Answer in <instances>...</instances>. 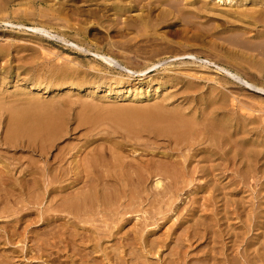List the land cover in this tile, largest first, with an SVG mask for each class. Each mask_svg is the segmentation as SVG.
<instances>
[{
	"label": "bare ground",
	"instance_id": "6f19581e",
	"mask_svg": "<svg viewBox=\"0 0 264 264\" xmlns=\"http://www.w3.org/2000/svg\"><path fill=\"white\" fill-rule=\"evenodd\" d=\"M211 2L221 8L207 7L208 3L202 0H0V24L20 28L33 23L35 27L29 28L39 40L56 38L52 35L55 32L62 37V42L72 39L75 49L109 67L121 65L100 48L90 49L87 40L93 27L106 32L116 29L121 37L134 31L148 33V66H153L148 70L162 62L171 67L182 66L179 71L169 68L165 71L173 74L174 87H183V94L187 95L192 87L184 78L200 79L204 75L195 69L184 70L186 64L180 61L199 63L202 70L206 63L199 62L200 53L192 54L181 45L166 47L163 35L158 36L159 40L150 38L165 28L181 26L188 19L184 18L185 12L194 10L196 17L189 19H195L204 29L211 27L208 35L225 46L217 49L214 43L206 41L207 36L201 31L195 35L197 38L191 36L200 44H207V49L216 54L214 57L210 53L206 59L215 58L214 64L221 63L235 72L232 76L240 86L253 90L250 96L264 94V0ZM18 5L25 8L20 10ZM187 37L183 40L188 47L191 37ZM5 42L4 48L0 46L1 58L12 52L18 55L19 48L23 47L11 38ZM35 46L41 56H49L51 51L37 43ZM25 49L32 52L31 48ZM51 55L59 58L55 53ZM57 62L45 72L43 69L25 71L22 81L31 83L41 95L65 92L61 96L66 97L87 91L88 97L97 93V76L101 71L94 70V66L69 67L66 59L59 58ZM137 72L126 71L130 77ZM210 80L218 87L207 99L182 100L176 107H170L167 99H162L134 115H123L124 110L120 108H113L121 112L118 114L100 107L99 103L80 102L81 118L76 129L68 128L70 134L90 126L85 130L91 135L102 122L116 124L121 133L115 134L123 140L112 142L108 134L109 142L104 139V144L82 153L75 152L71 145H67V150L58 147L68 133L65 127L69 119L65 117L64 107L52 106L53 103L41 106L36 104L39 100L25 108L14 107L11 106L14 101L5 104L0 96V228L3 231L0 264H32L44 257L47 260L42 264H147V256L148 264L151 258L158 259L154 264H264V222L260 223L250 213L242 223L245 214L238 207L232 210L226 204L219 209L208 207L214 193H235L237 187L243 190L246 186L243 179L254 169H262L264 175V126L258 122L259 115H254L259 110L238 99L234 92H225V86H234V83ZM124 85L115 82L113 86L118 89ZM165 85L160 82V87ZM109 88L112 94L114 90ZM133 89L126 92L134 98L142 95ZM114 94L121 96L118 90ZM144 138L146 142L142 144ZM92 142L98 143L97 139ZM138 149L140 154H136ZM54 150H57L55 155ZM149 151L158 152L150 154L148 160L154 164L153 169L143 160ZM21 152L30 154L29 158L25 161L13 158ZM154 157L158 160H153ZM193 163L196 165L192 168ZM229 171L230 176L239 177L241 184L217 183L216 177L227 179ZM254 173L257 175V171ZM151 175L168 180L165 191L171 199L177 198L178 190L184 188L192 190L194 198L186 217L168 232L147 238L142 234V227L134 230V234L124 228L133 220L132 214H147L142 207L148 206V192L154 193L150 200L153 207L159 205L162 182L157 179L149 191ZM197 176L205 181L193 190L192 179ZM206 192L207 198L200 196L198 200L197 196ZM36 207L46 208L36 215L33 212L38 211ZM159 215V208L155 214L148 212L150 218ZM231 216L238 224L229 223ZM168 221L157 224V232ZM37 223H41L39 232L33 227ZM252 231L257 234L248 237ZM152 233L150 236L156 235Z\"/></svg>",
	"mask_w": 264,
	"mask_h": 264
},
{
	"label": "rangeland",
	"instance_id": "374dc122",
	"mask_svg": "<svg viewBox=\"0 0 264 264\" xmlns=\"http://www.w3.org/2000/svg\"><path fill=\"white\" fill-rule=\"evenodd\" d=\"M208 3L207 7L213 6V8H221L212 5L211 0H202ZM16 8V7H12ZM20 10H23L24 6H17ZM194 10L185 12L184 18H188L185 20V23H181V26H175L169 29L165 28L162 32L155 33V37L150 39H158L159 35L164 36L163 45L171 46V47H178L182 46V48L185 46V49L188 50V52L194 53H200V60L199 62H205L206 64L202 65V70H199L201 68L199 63H194L190 60L184 59L180 61L183 64L184 70L186 68L195 69L200 71L202 75H204L203 78L200 79H190L188 77L184 78V81L189 84L190 87H192V90H190V93L187 95H184L183 87L175 86V81H173L172 77L173 74H171L168 71H165V69H171L173 71H179V68H182V66L178 67H171V64L163 65V62L161 64H155L156 67L153 69H149L148 67V33L143 34L142 31H134L130 33H125L124 37H121L116 29H114V32L110 30L106 32V30H101L98 28V26L93 27V31H91L92 35L87 40L88 45L90 49L92 48H100L101 52L106 54V56L112 55L116 61L119 62L121 67L116 66H108L102 61H98L95 59L92 55L85 54L82 51H79L78 49L74 48L75 43L72 39H67L65 42H62L59 35H56V33H52V35L57 36L53 39H46L43 38V40H39L38 36H36V33H33L31 31V28L29 27H35V25L29 24L27 26H23L20 28H17L15 26L10 27L9 25L0 24V46L4 48L5 45V39L8 38V40L14 39V43L17 46H23L22 48H19V54L15 55V52H12L10 56L6 58L0 57V96L5 100V104H12L14 101V104L11 106L14 107H26L31 106L32 104H35L33 101H40L36 104L44 106V104H48V106L52 104V106H62L67 111V114L65 117L69 119V125H66L65 129L68 130V128L72 131L73 129H76L79 122L78 119H80V114L82 108H80V102H84L87 104L94 103L100 105V107H105L108 109H111L113 111V108H120L124 111L122 112L123 115L130 114L134 115L137 113V111H140L142 108H149L156 104L159 100L167 99L166 104L170 107H176L181 104L182 100H193V101H199L200 99H207L208 96L214 92L218 87V84L211 81L210 78H215L218 82H225V81H231L235 85L228 84L225 86V92H234V94L238 95V99L245 101L248 103L249 106H251L253 109L259 110V113H254V115H259V120L261 126H264V122H261L262 119H264V116L262 115L264 113V101L259 98V94H261V97H264V94L261 92L256 93L255 96H250V93H252V89H249L248 86H245L235 80V77L232 76V74H235V72L229 70L227 67H224L221 63L214 64L213 62H216L217 59L213 58V60L210 58V60L206 59V55L209 56H216V54L210 52L207 47V44H200V42L193 39L191 36H194L197 38L198 36H195L197 33L199 34V31L204 34V36H207L206 41L208 43L211 42L214 43L213 45L217 49L225 48L224 45L220 44V41H215L213 37H210L208 35V30L211 27H208L207 29H204L202 25L198 22H196L195 19H189V17H196V15L193 13ZM138 12V11H136ZM189 21V22H188ZM73 23V21H71ZM178 30L180 32H178ZM178 32V33H177ZM177 34V36H175ZM253 34V33H252ZM185 36H188L187 38H190L188 47L186 46L185 40L183 38ZM10 37V38H9ZM61 38V39H60ZM186 38V39H187ZM39 44L43 48L47 49L49 52L48 57H43L40 54V51L38 50V47L35 45ZM109 43V44H108ZM219 44V46H218ZM110 45L112 46L110 48ZM27 47L28 49H32V52L24 50V48ZM126 47H131L129 50ZM221 51V50H220ZM51 53H55L58 55L60 59H66L68 60L67 64L69 67L78 68V66H83L84 68H89L90 66H94V70L101 71L102 74H98V84L99 89L97 93L93 94V96L87 97V91H82L79 93H73L72 95L69 94L66 97H63L61 95H66L65 92H55L51 95H41L42 92L36 91L31 86V83L29 82H23L24 79L23 73L30 69L31 72H36L37 70L43 69V72L48 70L53 64L58 63L59 58H56L51 55ZM137 54L138 56L136 57ZM27 56L30 58L24 59ZM32 56V58H31ZM111 56V57H112ZM140 56V57H139ZM187 57V56H184ZM24 59V60H21ZM97 60V61H96ZM66 62H59V64H63ZM182 65V64H179ZM24 67V69H23ZM127 70H130L132 72L138 71L133 76H128L126 73ZM97 72H91L90 74H96ZM254 72V71H252ZM17 75L19 76L18 79ZM115 82H122V85L125 84V87L121 88H115L113 85ZM160 82H164L166 85L163 87H160ZM127 83L129 85H127ZM22 84V86H21ZM237 85V86H236ZM114 90V92L111 94L110 88ZM241 87H243L241 89ZM135 88L138 92H140L142 95L135 97L131 94H128L126 91L127 89ZM34 89V90H33ZM116 90L120 92V95H115ZM77 94V95H76ZM183 94V95H182ZM215 94V93H214ZM34 97V99H33ZM194 98V99H193ZM263 102V103H261ZM61 104V105H58ZM47 106V105H46ZM47 106V107H48ZM69 106V107H68ZM24 107V108H25ZM129 110V111H128ZM115 113L121 114V112L113 111ZM116 114L115 116H118ZM261 115V117H260ZM104 125V126H103ZM111 124H104L100 122V126H95V131L91 135H87L86 128H89L90 126H83L77 130L73 134L68 133L66 137L59 143V148H68L67 145H71L74 147L75 152L81 150L82 152H86L89 149L95 147L97 144H104L105 140H108L109 142V136L110 139H112V142L120 141L122 139L119 138V136L115 133H121V130L119 127L115 124V126ZM97 128V129H96ZM111 132V133H110ZM98 143L94 144L92 140H96ZM105 139V140H104ZM92 142V144H91ZM123 142V140H122ZM146 142L145 138L142 139V144ZM108 143H106L107 145ZM67 146V147H66ZM138 152L136 154H140L141 151L138 149ZM9 153V152H8ZM57 153V150H54L52 152L53 155ZM156 154L157 151H149L148 156L144 157L143 160L148 164L149 169H153V163H149V157L150 154ZM9 155H12L9 153ZM84 155V153L82 154ZM30 154L28 153H17L13 156V158L17 159H25L29 158ZM52 159V158H51ZM50 159V162H51ZM153 160H158V157H154ZM263 162V160L261 161ZM156 164V163H155ZM1 165V164H0ZM196 165V163H193L192 168ZM231 168V165H230ZM257 169V170H256ZM252 171L247 179L243 182L246 184L244 186L243 190H240L241 187H237L236 191L238 192H232L231 194L229 191H226L225 194H218L214 193L213 200L208 205L210 210H213L215 207H224V204H226V207H230V210L234 207H238L240 212H244V216L242 218V223L246 220V216L250 213H254L258 218L260 223L264 222V175L263 170L256 168ZM254 171H257V175H254ZM230 171L226 174L227 179H223L220 176L216 177L217 183L225 184L230 181H233L235 183L241 184V181L239 177H233L230 176ZM159 179L162 182V192L160 194V198L158 201L159 205H155L153 207V203H151L152 196L154 193L149 194L148 192V206L142 207V210H144L147 214L144 215L141 212L132 214L131 218L133 219L130 224L126 225L124 228V231H129L130 234L134 232V230L143 228L142 234L146 235L147 238H154L156 236H159L161 233L168 232L167 230L172 227L177 221L182 220V218L186 217V213L188 207H192L190 205L191 200L194 198L192 197L193 191L188 190L187 188H184L180 191L178 190L177 198H170V194L165 191L166 187L168 185V180L163 179L159 177L158 175H151L148 178V190L151 191V185ZM204 179H201L200 177H195L192 179V188L195 190L200 184L204 183ZM190 187V186H189ZM235 188V187H232ZM218 194V195H217ZM206 199L208 196V193H203L202 195L199 194L197 196L198 200L201 198ZM200 197V198H199ZM196 198V197H195ZM201 199L200 203H203L204 201ZM162 200V202H161ZM215 201L217 202L215 204ZM47 206V203H44ZM171 204V205H170ZM38 208V211L35 209L33 212L37 215L38 213H42L46 207H36ZM157 208H159V212H161V215L157 217L150 218L148 216V212L150 213H157ZM33 215L32 218H35L36 215ZM148 218V219H147ZM166 219H169L168 223L165 225V227L161 230V232H157L159 230V227H157V224L164 223ZM239 221L235 219L234 216H231L229 219V223L232 225L238 224ZM1 224V223H0ZM41 223H37L34 228L35 232H39L41 229L40 225ZM240 226V225H239ZM32 227V228H33ZM133 227V228H132ZM132 228V229H131ZM264 230V227L263 229ZM151 232H154L151 235ZM259 231L258 233H260ZM3 233L2 229L0 228V235ZM147 233V234H146ZM149 233V235H148ZM134 234V233H133ZM257 234L256 231H252L248 237H251L253 235ZM1 239V237H0ZM107 241V240H106ZM17 242L14 241V243ZM111 242L107 243L108 246H111ZM2 246V245H1ZM18 246H21L19 244ZM4 248V247H3ZM10 248V247H7ZM166 254V253H165ZM163 254V255H165ZM189 254H195V252H190ZM162 255V257H163ZM147 260L146 263L148 264V256L146 257ZM27 260V259H26ZM47 260L45 257L42 259V261H33L32 264H42ZM150 264H154L156 262H159L157 258H151L149 259ZM44 264H48L45 262ZM50 264V263H49ZM58 264V263H54Z\"/></svg>",
	"mask_w": 264,
	"mask_h": 264
}]
</instances>
